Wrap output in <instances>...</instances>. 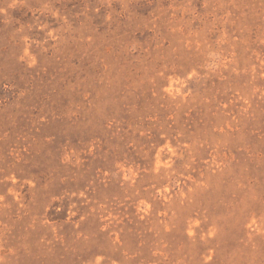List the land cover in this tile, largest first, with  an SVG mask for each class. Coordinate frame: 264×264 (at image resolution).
Instances as JSON below:
<instances>
[{"label": "rangeland", "instance_id": "rangeland-1", "mask_svg": "<svg viewBox=\"0 0 264 264\" xmlns=\"http://www.w3.org/2000/svg\"><path fill=\"white\" fill-rule=\"evenodd\" d=\"M0 264H264V0H0Z\"/></svg>", "mask_w": 264, "mask_h": 264}]
</instances>
